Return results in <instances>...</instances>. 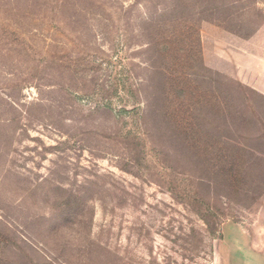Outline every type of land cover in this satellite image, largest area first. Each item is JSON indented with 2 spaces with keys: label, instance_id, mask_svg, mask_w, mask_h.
<instances>
[{
  "label": "rangeland",
  "instance_id": "rangeland-1",
  "mask_svg": "<svg viewBox=\"0 0 264 264\" xmlns=\"http://www.w3.org/2000/svg\"><path fill=\"white\" fill-rule=\"evenodd\" d=\"M262 56L264 0H0V264H225Z\"/></svg>",
  "mask_w": 264,
  "mask_h": 264
},
{
  "label": "crops",
  "instance_id": "crops-1",
  "mask_svg": "<svg viewBox=\"0 0 264 264\" xmlns=\"http://www.w3.org/2000/svg\"><path fill=\"white\" fill-rule=\"evenodd\" d=\"M242 67V64H238ZM264 94V58L257 62L254 78H242ZM225 264H264V202L258 216L249 224L227 221L222 225Z\"/></svg>",
  "mask_w": 264,
  "mask_h": 264
},
{
  "label": "trees",
  "instance_id": "trees-1",
  "mask_svg": "<svg viewBox=\"0 0 264 264\" xmlns=\"http://www.w3.org/2000/svg\"><path fill=\"white\" fill-rule=\"evenodd\" d=\"M186 131L187 132H190L187 128H186ZM189 146H191L192 148L196 149L198 152V156L200 155V148H201V145H200V142L196 141H192V142H188Z\"/></svg>",
  "mask_w": 264,
  "mask_h": 264
}]
</instances>
